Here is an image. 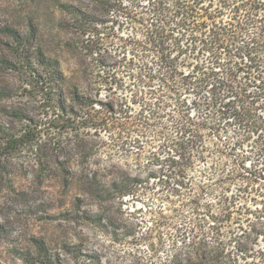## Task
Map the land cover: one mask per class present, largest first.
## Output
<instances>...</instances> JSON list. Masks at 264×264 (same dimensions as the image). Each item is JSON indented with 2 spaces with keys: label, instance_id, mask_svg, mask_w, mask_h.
<instances>
[{
  "label": "trees",
  "instance_id": "obj_1",
  "mask_svg": "<svg viewBox=\"0 0 264 264\" xmlns=\"http://www.w3.org/2000/svg\"><path fill=\"white\" fill-rule=\"evenodd\" d=\"M84 1L110 11L122 7L124 0ZM146 1L139 12L133 6L129 10L123 8L127 19L140 17V47L145 53V59L143 56L133 74L143 88L131 94L138 98L140 93L136 115L132 112L136 99L131 102L126 96L115 98L114 94L100 99L99 93L91 94L86 88L93 85L101 89L104 84L111 88L114 63L109 60L103 39L95 32L98 21L74 4L59 5L65 19L58 27L68 35L65 47L77 58L84 79L82 86L67 83L59 61L34 45L36 31L32 30L20 34L4 28L3 34L15 46L16 59L0 57V73L24 69L33 78L43 118L52 124L58 122L57 125L61 120L43 160L60 171L64 187L76 186L72 203L76 214L84 219L93 218L101 227L112 225L108 221L109 209L106 211L103 205L132 195L141 187L142 180L126 166L100 162L97 159L100 146L79 130L73 132V126L87 129L102 125L121 140L128 138L132 128L152 126L163 135L167 130L163 121L172 112L168 120L171 136L164 139L168 152L158 175L167 202L171 197H179L187 203L192 226L181 227L182 240L165 264H264V209L237 206L235 197L239 195L217 193L212 186L218 180L209 171L199 172L197 184L190 174L194 161L203 162L205 154L214 155L201 141L202 132L217 139L218 132L223 130L220 127L223 120L233 121L237 128L236 141L230 150L237 151L244 139L257 134L251 148H256L257 155L264 160V120L255 116L256 100L264 95V14H261L264 3L262 0ZM7 92L6 87H0L1 98L9 97ZM186 93L195 96L189 105L186 100H173V96ZM170 100L174 103L168 104ZM191 111H196L195 118L191 117ZM15 116L21 118L22 114ZM118 128L125 131H116ZM214 152L223 153L218 146ZM258 174V179L264 181L263 169ZM207 190L216 195L206 200ZM86 200L93 202L94 211L88 210ZM6 236L0 225V239L7 244ZM260 237L262 244L258 246ZM11 253L23 264H110L77 240L64 241L53 248L43 238L31 236L25 249L11 248ZM0 264H4L1 257Z\"/></svg>",
  "mask_w": 264,
  "mask_h": 264
},
{
  "label": "rangeland",
  "instance_id": "obj_2",
  "mask_svg": "<svg viewBox=\"0 0 264 264\" xmlns=\"http://www.w3.org/2000/svg\"><path fill=\"white\" fill-rule=\"evenodd\" d=\"M65 3L78 6L98 21L95 32L103 39L109 60L114 63L112 70L109 68L115 72L114 78L111 77L113 73H110L111 88L109 84H104L101 89L93 85L86 88L91 94L99 93L100 99L112 94L115 98L126 96L131 102L136 99L132 104V112L136 115L140 109L136 104L140 93L138 98L131 94L143 88L133 74L141 65L143 56L145 59V53L140 47V17L127 19L123 8L126 6L129 10L133 6L136 10L132 9L139 12L147 3L146 0H124L122 7H114L110 11L84 0H0V57L16 59L15 46L3 34L4 28L9 27L20 34L36 31L34 45L40 47L47 56L59 61L68 84L82 86L84 79L77 58L65 47L68 35L58 27L59 22L65 19L59 5ZM261 14H264V8ZM2 86L8 89L9 95L6 98L0 97V225L7 235L5 239L8 244L0 239L2 262L23 264L14 257L11 248L25 249L29 238L37 236L53 248L64 241H80L110 264H165L182 240L181 227L192 226L191 213L185 206L187 203L179 197H171L167 202L158 175L160 164L168 152L164 139L171 136L168 120H171L172 112L163 121L167 128L163 135L152 126L145 129L132 128L128 138L121 140L116 139L109 128L104 130L102 125L87 129L73 126V132L79 130L93 144L100 146L97 151L100 162L112 161L126 166L142 180L141 187L132 195L103 205L106 211L109 209L108 221H112V225L108 223L101 227L93 218L84 219L81 214L73 211L76 186L71 189L64 187L60 171L50 168L43 160L49 145L55 140L52 134L56 133V127L62 122L59 120L58 125V122L52 124L43 118L44 110L38 107L33 78L24 69L19 72H2ZM194 98L189 93L173 96V100H186L187 105ZM263 103L264 95L256 100L255 105V116L262 120ZM190 107L194 110V106ZM15 113H21L22 117L15 116ZM190 114L193 118L197 116L196 111ZM227 121H221L220 127L223 130L218 132L217 139L202 132L201 141L214 155H208V158L205 154L203 162L194 161L190 173L193 183L200 181L199 172L209 171L218 180L212 186L217 193L239 195L235 197L237 206L263 210L264 181L258 179V171L263 169L264 174V160L257 155L256 148H251L257 134L244 139L241 147L234 152L230 146L236 141L234 132L237 128L233 121H228V124L225 123ZM118 130L125 131L124 128ZM111 136L114 140H111ZM216 146L223 153L214 152ZM237 164L240 167H236ZM206 192V200L216 195H211L210 190ZM84 203L89 211H94L91 200ZM260 244L262 237L259 238L258 246Z\"/></svg>",
  "mask_w": 264,
  "mask_h": 264
}]
</instances>
